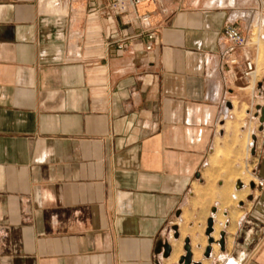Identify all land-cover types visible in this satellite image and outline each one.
<instances>
[{
	"label": "crops",
	"instance_id": "0c3cea01",
	"mask_svg": "<svg viewBox=\"0 0 264 264\" xmlns=\"http://www.w3.org/2000/svg\"><path fill=\"white\" fill-rule=\"evenodd\" d=\"M261 3L0 0V264H264Z\"/></svg>",
	"mask_w": 264,
	"mask_h": 264
},
{
	"label": "built area",
	"instance_id": "2783aa9c",
	"mask_svg": "<svg viewBox=\"0 0 264 264\" xmlns=\"http://www.w3.org/2000/svg\"><path fill=\"white\" fill-rule=\"evenodd\" d=\"M108 7L116 12L125 13L129 9H136L140 3L144 2H161L162 0H107ZM259 21L257 26L262 25V18L264 16V4L261 3ZM148 16L143 15L142 20H147ZM223 35L228 41V56L226 59V70L231 73L236 67L240 68V77L249 83L254 80L256 76V61L259 55V40L261 34H258L257 41L252 40L248 33L243 31L238 26L228 24L224 28ZM151 44L147 46V49H151ZM122 48V45H120ZM253 142L248 145L250 151Z\"/></svg>",
	"mask_w": 264,
	"mask_h": 264
},
{
	"label": "rangeland",
	"instance_id": "374dc122",
	"mask_svg": "<svg viewBox=\"0 0 264 264\" xmlns=\"http://www.w3.org/2000/svg\"><path fill=\"white\" fill-rule=\"evenodd\" d=\"M264 52H262V54H263ZM260 55L261 57H260V60H262V58H263V55ZM259 61V60H258ZM251 82H253V80H251ZM251 82H249L250 84H251ZM231 116V115H230ZM229 115H226V119H229V117H230ZM236 116H237V119H242L244 116H245V114H244V111L242 110L241 112H236ZM230 123V122H229ZM242 124H239L238 122H235L234 123V126H235V128H236V130H235V133L236 134H239V127L241 126ZM236 138H235V142H237V143H239L240 142V140L238 139V136H235ZM253 142V139H252V136H249L248 138L245 136V138H244V140L243 141H241V143H239L240 145H241V148H243V156L245 155H248V153L250 152L249 151V149H248V145H249V143L250 142ZM250 154V153H249ZM243 156L241 155V154H238V159L239 160H241L242 158H243ZM236 158V157H235ZM235 165H237V164H235ZM235 165H234V167H235ZM239 165H240V168L238 169V171H237V173L235 174V173H233V174H231L230 173V171H229V175H230V178H229V190H231V189H233V187H234V183H235V181H236V178L238 177L239 178V180H243V182H245V183H248V177L247 176H244L243 174H244V172H243V170L245 169V164H244V162L241 160L240 161V163H239ZM231 167V164H229V167L228 168H230ZM233 191V190H232Z\"/></svg>",
	"mask_w": 264,
	"mask_h": 264
},
{
	"label": "water",
	"instance_id": "95a60500",
	"mask_svg": "<svg viewBox=\"0 0 264 264\" xmlns=\"http://www.w3.org/2000/svg\"><path fill=\"white\" fill-rule=\"evenodd\" d=\"M260 120L263 122L264 121V107L261 108V117H260ZM238 185L241 186V182H238ZM253 187V185H251ZM208 228H207V235H210L212 232H213V218H210L208 220ZM224 234L222 233L221 236H223ZM215 242V239L213 237L210 236L209 240H208V246L205 250V255H209L210 251H211V245L212 243ZM222 243V241L220 240V244ZM185 256L180 260V263L181 264H192V256H193V253H192V250H191V246L189 244V240H186L185 242ZM200 264V263H199Z\"/></svg>",
	"mask_w": 264,
	"mask_h": 264
},
{
	"label": "bare ground",
	"instance_id": "6f19581e",
	"mask_svg": "<svg viewBox=\"0 0 264 264\" xmlns=\"http://www.w3.org/2000/svg\"><path fill=\"white\" fill-rule=\"evenodd\" d=\"M253 85H254V83H252V82H251V84H250L249 88H252V87H253Z\"/></svg>",
	"mask_w": 264,
	"mask_h": 264
}]
</instances>
